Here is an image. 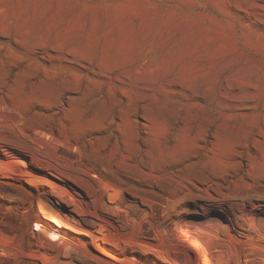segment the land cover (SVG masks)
Wrapping results in <instances>:
<instances>
[{
	"label": "rangeland",
	"instance_id": "374dc122",
	"mask_svg": "<svg viewBox=\"0 0 264 264\" xmlns=\"http://www.w3.org/2000/svg\"><path fill=\"white\" fill-rule=\"evenodd\" d=\"M0 264H264V0H0Z\"/></svg>",
	"mask_w": 264,
	"mask_h": 264
}]
</instances>
